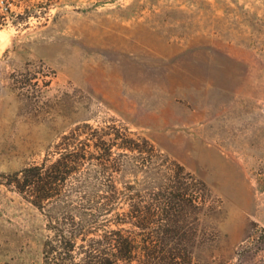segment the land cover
Listing matches in <instances>:
<instances>
[{"label":"rangeland","instance_id":"374dc122","mask_svg":"<svg viewBox=\"0 0 264 264\" xmlns=\"http://www.w3.org/2000/svg\"><path fill=\"white\" fill-rule=\"evenodd\" d=\"M73 131L148 264H234L264 229V0H0V264H41L13 176Z\"/></svg>","mask_w":264,"mask_h":264},{"label":"trees","instance_id":"16d2710c","mask_svg":"<svg viewBox=\"0 0 264 264\" xmlns=\"http://www.w3.org/2000/svg\"><path fill=\"white\" fill-rule=\"evenodd\" d=\"M99 140L92 133L73 131L62 138L53 160L28 166L13 176L15 191L46 220L41 264H148L151 260L149 249L144 247L140 253L136 241L121 228L126 223L139 227L134 221L138 218L135 205L115 215L124 218L108 219L120 193L113 185L95 190L89 176L76 172L94 159L88 143L97 147ZM116 140L123 143L118 145L120 149L138 150L128 136L116 134ZM144 144L153 149L146 140ZM113 146H106V158ZM172 258H163L162 263L171 264ZM234 264H264V229L244 241Z\"/></svg>","mask_w":264,"mask_h":264}]
</instances>
